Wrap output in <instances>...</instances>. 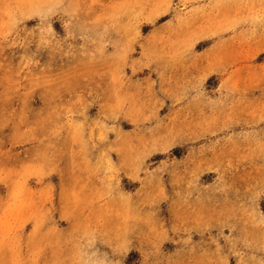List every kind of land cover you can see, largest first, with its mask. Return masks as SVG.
<instances>
[{
    "label": "rangeland",
    "instance_id": "rangeland-1",
    "mask_svg": "<svg viewBox=\"0 0 264 264\" xmlns=\"http://www.w3.org/2000/svg\"><path fill=\"white\" fill-rule=\"evenodd\" d=\"M0 264H264V0H0Z\"/></svg>",
    "mask_w": 264,
    "mask_h": 264
},
{
    "label": "bare ground",
    "instance_id": "bare-ground-1",
    "mask_svg": "<svg viewBox=\"0 0 264 264\" xmlns=\"http://www.w3.org/2000/svg\"><path fill=\"white\" fill-rule=\"evenodd\" d=\"M41 16H42V15H41ZM41 16H40V17H41ZM6 168H8V167H6ZM6 168H5V169H6Z\"/></svg>",
    "mask_w": 264,
    "mask_h": 264
}]
</instances>
